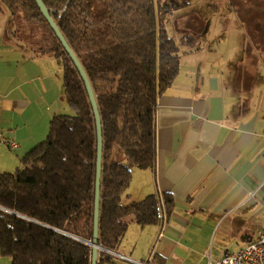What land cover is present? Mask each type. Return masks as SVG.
<instances>
[{"label":"crops","instance_id":"1","mask_svg":"<svg viewBox=\"0 0 264 264\" xmlns=\"http://www.w3.org/2000/svg\"><path fill=\"white\" fill-rule=\"evenodd\" d=\"M1 6L0 172H13L66 111L63 66L35 55L38 43L25 42L24 27ZM226 9L190 0L167 23L171 38L191 35L199 47L181 52L179 73L159 98L156 170L134 169L122 202L166 193L174 209L159 225L132 223L114 251L128 260L110 255L107 264L217 262L264 228V33ZM0 264H12L1 249Z\"/></svg>","mask_w":264,"mask_h":264},{"label":"trees","instance_id":"2","mask_svg":"<svg viewBox=\"0 0 264 264\" xmlns=\"http://www.w3.org/2000/svg\"><path fill=\"white\" fill-rule=\"evenodd\" d=\"M83 66L96 97L103 130L99 245L116 251L132 223L168 221L173 198L152 194L125 205L134 168L156 170L157 109L179 73L181 52L199 47L184 35L180 45L167 23L189 5L181 0H42ZM24 28L45 36L34 54L63 66L64 105L48 136L22 157L13 172H0V249L12 264H92L97 170V129L85 85L33 0H0ZM21 15L24 22L18 21ZM25 32V31H24ZM17 45L24 42L13 28ZM42 42V43H41ZM112 261L101 252L98 264Z\"/></svg>","mask_w":264,"mask_h":264},{"label":"water","instance_id":"3","mask_svg":"<svg viewBox=\"0 0 264 264\" xmlns=\"http://www.w3.org/2000/svg\"><path fill=\"white\" fill-rule=\"evenodd\" d=\"M39 9L41 15L47 21L50 29L53 31L59 42L61 43L63 49L66 51L71 61L75 65L80 77L85 85L86 92L90 99V103L92 105V109L94 112V117L96 121V129H97V170H96V192H95V218H94V236L93 241L90 243L92 247V264H98L99 255L101 252H107V250L103 249L99 245V222H100V198H101V187H102V157H103V130H102V122L99 114V109L96 101V97L94 95L93 88L91 83L87 77V74L81 65L80 61L70 48L69 44L65 40L63 34L59 30L57 24L53 20L50 10L46 7L42 0H33Z\"/></svg>","mask_w":264,"mask_h":264},{"label":"rangeland","instance_id":"4","mask_svg":"<svg viewBox=\"0 0 264 264\" xmlns=\"http://www.w3.org/2000/svg\"><path fill=\"white\" fill-rule=\"evenodd\" d=\"M201 1L208 2V0H201ZM214 1H216L218 4L223 5L225 10H227L226 8L234 9L236 11L238 10L239 11L238 14L240 15L238 17L241 20H243L244 23L249 24V25L251 24V25L258 26V28H254L253 26L252 30H256L258 34L264 33L261 27V25L264 26V0H214ZM177 2H181V0H169L168 2H166V4L174 5ZM248 9H254V10L250 11L249 14L247 15ZM234 10H232L233 13H234ZM4 14H0V16H3ZM17 16H18L19 22L22 21L24 25H27L24 22L21 15H17ZM15 22L18 24L17 20H15ZM228 23H230V21L225 19V24H228ZM24 31L26 35H30L28 39H35L36 37H38L39 40H42V38L45 36L43 30L40 27L35 26V25H31L30 29L24 28ZM176 42L180 45V41H176ZM62 77H63V73H62ZM134 169H138V168H134Z\"/></svg>","mask_w":264,"mask_h":264},{"label":"built area","instance_id":"5","mask_svg":"<svg viewBox=\"0 0 264 264\" xmlns=\"http://www.w3.org/2000/svg\"><path fill=\"white\" fill-rule=\"evenodd\" d=\"M6 144L11 149H16L18 146L13 141H6ZM105 253L115 256L121 260H128L112 251H107ZM139 264L147 263L144 262ZM208 264H264V228L260 229L256 234V238L247 243L244 248L238 250L237 252H228L220 261H209Z\"/></svg>","mask_w":264,"mask_h":264},{"label":"flooded vegetation","instance_id":"6","mask_svg":"<svg viewBox=\"0 0 264 264\" xmlns=\"http://www.w3.org/2000/svg\"><path fill=\"white\" fill-rule=\"evenodd\" d=\"M5 6V5H4ZM5 9H7V7H5Z\"/></svg>","mask_w":264,"mask_h":264},{"label":"clouds","instance_id":"7","mask_svg":"<svg viewBox=\"0 0 264 264\" xmlns=\"http://www.w3.org/2000/svg\"><path fill=\"white\" fill-rule=\"evenodd\" d=\"M105 253V252H104Z\"/></svg>","mask_w":264,"mask_h":264}]
</instances>
